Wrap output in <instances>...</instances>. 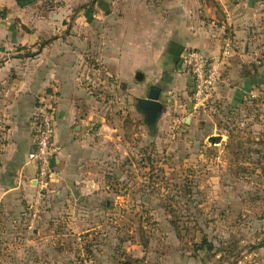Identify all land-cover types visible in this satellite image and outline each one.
Listing matches in <instances>:
<instances>
[{
  "label": "rangeland",
  "instance_id": "1",
  "mask_svg": "<svg viewBox=\"0 0 264 264\" xmlns=\"http://www.w3.org/2000/svg\"><path fill=\"white\" fill-rule=\"evenodd\" d=\"M159 1H0V156L10 105L40 58V41L27 38L35 31L45 39L72 33L76 40L67 45L79 53L83 73L102 65L96 36L111 34L112 18ZM51 18L66 20L49 24ZM111 85L90 87L102 93L103 113L126 116L104 188L81 199H51L50 207L46 189L36 207L0 199V264H264V86L243 105L213 113L211 124L190 126L187 111L179 121L174 112L162 122L161 115L147 120L140 98ZM210 135L222 140L211 143ZM202 239L211 246L196 250Z\"/></svg>",
  "mask_w": 264,
  "mask_h": 264
},
{
  "label": "crops",
  "instance_id": "2",
  "mask_svg": "<svg viewBox=\"0 0 264 264\" xmlns=\"http://www.w3.org/2000/svg\"><path fill=\"white\" fill-rule=\"evenodd\" d=\"M63 20L51 18L48 23ZM111 21L113 30L107 29L111 34L104 31L96 36L97 58L102 65L87 67L83 73L76 65L79 53L72 44L67 45L76 40L72 33L45 39L35 31L27 38L48 45L37 43L40 58L35 60L32 75L20 83L18 99L10 105L8 142L0 156L2 202L23 198L21 202L36 207L42 199L34 180L36 165L28 159L39 103L55 107V142L60 145L51 161L54 174L44 196L50 207L55 198L76 200L103 189L105 165L120 150L118 140L126 131L121 127L126 116L103 113L102 93L90 91L95 86L112 84L115 92L124 87L128 99L133 95L137 100L157 89V102L162 107L159 122L170 112L176 113L173 117L179 121L180 113L187 111L189 116L184 120L190 126L211 124L220 109L243 105L264 86V0H160L143 8L133 6ZM20 25L28 26L29 22L22 19ZM187 49L199 50L220 73L213 111L202 117L190 112L191 87L180 66ZM186 97L182 103L181 98ZM117 98L111 100L121 106L122 98H118L120 102Z\"/></svg>",
  "mask_w": 264,
  "mask_h": 264
},
{
  "label": "built area",
  "instance_id": "3",
  "mask_svg": "<svg viewBox=\"0 0 264 264\" xmlns=\"http://www.w3.org/2000/svg\"><path fill=\"white\" fill-rule=\"evenodd\" d=\"M181 69L187 74L191 87V115L202 117L213 111L214 93L220 73L218 68L199 50L187 49L182 53ZM32 147L28 159L36 165V186L46 189L54 169L51 161L60 151L55 142V107L39 103L34 114Z\"/></svg>",
  "mask_w": 264,
  "mask_h": 264
},
{
  "label": "water",
  "instance_id": "4",
  "mask_svg": "<svg viewBox=\"0 0 264 264\" xmlns=\"http://www.w3.org/2000/svg\"><path fill=\"white\" fill-rule=\"evenodd\" d=\"M158 90L152 89L150 90V93L148 94V97L145 99H141L139 102L140 107L143 108V110L146 112V119L149 121H154L155 118L158 116V113L161 111V105L157 102L158 97ZM208 140L211 143H217L222 140V136L219 135H210L208 137ZM106 206L109 208L110 206V199H106Z\"/></svg>",
  "mask_w": 264,
  "mask_h": 264
},
{
  "label": "trees",
  "instance_id": "5",
  "mask_svg": "<svg viewBox=\"0 0 264 264\" xmlns=\"http://www.w3.org/2000/svg\"><path fill=\"white\" fill-rule=\"evenodd\" d=\"M45 43L46 42L41 43V46H43ZM40 48L41 47H38V50ZM206 244H209V243H207V241L205 239H202L201 242L198 245L197 244L195 245L196 250L202 249ZM209 246H211V245L209 244ZM121 264H131V263L129 261H127V260H123Z\"/></svg>",
  "mask_w": 264,
  "mask_h": 264
}]
</instances>
